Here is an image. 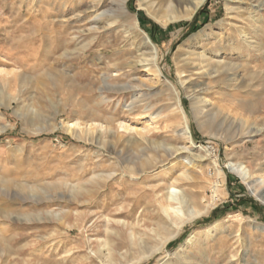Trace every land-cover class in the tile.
<instances>
[{
    "label": "rangeland",
    "instance_id": "rangeland-1",
    "mask_svg": "<svg viewBox=\"0 0 264 264\" xmlns=\"http://www.w3.org/2000/svg\"><path fill=\"white\" fill-rule=\"evenodd\" d=\"M126 3L122 11L118 0H0V68L19 74L16 82L9 76L5 88L15 98L0 96V186L3 180L23 185V201L0 191V211L9 212L0 216V264H264V230L257 227L264 225V202L229 168L219 175L213 165L217 157L223 164L243 163L254 178L264 175V0H253L256 7L206 0L190 19L189 4L176 5L178 18L170 19L172 13L148 14L138 0ZM103 9L106 15L93 19ZM134 19L140 29L130 30ZM199 31L194 46L248 61L240 76L252 89L219 81L193 93L206 100L202 125L184 89L206 81L196 72L182 86L186 121L177 106L179 77L190 73L178 62V49ZM144 33L158 48L160 72L137 63ZM244 34L261 49L252 52ZM75 120L77 131L61 126ZM93 121L103 126L89 128ZM186 123L191 139L183 133ZM130 162L137 165L136 179L124 170ZM110 169L117 173L105 184L86 183ZM25 185H36L39 197L30 198ZM72 185L79 200L91 188L97 196L76 204ZM170 185L186 200L182 222L170 210ZM134 187L141 188L140 197L130 193ZM128 193L137 197L134 203ZM121 205L126 226L99 221ZM75 210L83 226H73ZM24 213L28 219L18 220ZM165 221L179 224L178 234L141 259L142 247L132 250L130 233L137 237L148 226L150 246L158 245Z\"/></svg>",
    "mask_w": 264,
    "mask_h": 264
},
{
    "label": "bare ground",
    "instance_id": "bare-ground-1",
    "mask_svg": "<svg viewBox=\"0 0 264 264\" xmlns=\"http://www.w3.org/2000/svg\"><path fill=\"white\" fill-rule=\"evenodd\" d=\"M126 1L127 0H118L119 7L121 8L122 11L125 10V4H127ZM205 1L206 0H138V6L140 9L146 10V12L152 16H154V14L156 12H163L168 16L169 14H171L173 12V8L176 5L189 4L190 7L188 8V15L186 17L188 19H190L192 17V15L197 11V9ZM230 1L245 2L250 6H255V4H253V0H230ZM227 9L229 12H231L233 10V8L231 6H228ZM98 10H99V8L96 7L95 11L98 12ZM104 15H106V10L103 9V10L99 11V13H95L93 15V19H95L96 21L101 20L102 17H104ZM170 16H171L170 19L178 18V16L174 15L173 13ZM109 17H111V16H109ZM106 20H108V19H106ZM108 21H110V20H108ZM165 25L166 24H163V26H165ZM127 27L130 30L140 29L137 19H134ZM123 29H125V28H123ZM131 32H133V31H131ZM199 36H200V31L190 35L187 39L184 40L183 44L178 49L179 52H181L179 59L177 58L178 62L181 61V63L186 65L187 66L186 68H188V71L190 72L187 75H183V76H186L185 78L183 77V79L181 78V76L179 77L180 78L179 82L181 85L180 89H179L180 95L177 94V106H178L180 112L182 113L185 121L187 118L185 115V109H184L182 102H181V97H183V94H184V91L182 90V86L184 83H190V81H191L190 75L193 72H196V74H198L199 77H202L206 80V81H201L200 83H192L191 85L184 88L187 92H189V95L191 94L189 98L192 100V104H195L194 109H193V113L196 115V118L198 121H200L202 115H204L203 109H205V108L203 107V104L206 102V100L203 97H199L195 94L193 95V93H199L200 91H205L208 88H210V86H212L213 84H215L219 81L223 82V84H225V86L227 88H231L234 90L235 89H242L243 91H246L248 93H252V91H251L252 89L251 90L246 89V86L244 85L245 83L242 80L244 78H242V76H240L241 72H247V70H248L247 62L248 61L246 60V62H245V59H244L243 63H235V62H233L232 59H229V60L224 59V57L221 56V54H220L221 53L220 50L214 51V50H210V48H209V51L208 50L206 51V49H204V48L202 49V47L194 46V45H196V39ZM242 38H243L242 42L248 44V46L252 48L251 49L252 52H256V51H259L261 49V44L259 42L252 41V39L251 40L247 39V36H245V34L243 35ZM142 43H143L144 51L140 53V57H138L137 63H143L144 65H147V66L151 65V67L153 65L157 68V71L160 72V70L158 68L159 53H158L157 46L153 43V41L145 33H144ZM242 59H241V61H242ZM180 66L182 67V65H179V67ZM179 70H181V69H179ZM184 71H186V70L184 69ZM249 73H250V71H249ZM0 74L2 75V80H3L2 82H0V96L1 97L7 96V98H9V99H14L15 97L12 95V93H10L9 91H5V88L10 86L11 81H10L9 76H11V78L16 82L19 74L17 73V71H7L3 68H0ZM256 74H258V72L252 71V74L250 73V75H254V76ZM192 77L194 78V76H192ZM236 84L238 85L237 87H236ZM125 88H127V87H125ZM242 104H243V102H242ZM8 107H10V106H8ZM240 121L243 122L242 119ZM203 123H204V121L201 120L200 124L202 125ZM86 125L89 128L91 125H95L97 127L103 126L102 123L95 122V121L86 123ZM61 126L65 127L67 132L72 133L74 130L77 131V129L80 128V123L77 120L66 121V122L63 121V122H61ZM119 126L125 130L132 129V128H129V126H126V125L120 124V123H119ZM183 133L186 134L189 139H191V130H190L187 123L185 124V126L183 128ZM197 146H199V145H197ZM145 149H146V147H145ZM146 156H149V155H146ZM149 158H146V162H149ZM141 162H142V160H141ZM130 163H132V165L127 164L126 166H124V170L126 172H128L129 177L136 179L137 178V175H136L137 174V172H136L137 171V168H136L137 165L134 166L135 165L134 162H130ZM213 163H214L213 165L215 166L216 171L218 172L219 175H223L224 169L229 168L230 171H233L245 184L250 186L249 187L250 191L252 192V194L254 196H256L259 200H262L264 202V175H260L256 178H254L253 172L246 165H244L241 162L229 161L228 163L223 164L217 160V157H215L213 159ZM149 169H150V166H149ZM116 173H117V171L115 169H110L107 172H101V173H97V174L95 173V175H92L90 178L87 179L86 183H89L91 185L97 184V183L105 184L109 179H113V177L116 175ZM146 173H147L146 171H144V170L142 171L143 175H146ZM19 184H21L20 181H19L18 185H12L11 186L10 183H8V182L6 183L5 180H3L2 184L0 186V191H1V193L3 192L6 194L12 192L14 194V196L18 197L19 199H21V201H23V198L21 197V189L19 188L22 184L20 186H19ZM174 185H175V183H174ZM174 185H170L169 190H167L168 191L167 192V200L170 203H172V204H170V208H171L170 210H172L174 219L176 221L179 220V222H182V221H180L181 217L184 215V212L182 210V205H184L186 200L184 199V196L180 195L179 189L175 188ZM217 186H218L217 182L213 183V185H212L214 190H216ZM11 187H13V189ZM22 187H23V185H22ZM26 187L29 189L30 198L38 196L36 185H30V186L27 185ZM71 189L73 190V194H72L73 200L75 201L76 204H79V205L81 203H85V204L90 203L91 200L94 198L96 192H97V191L92 190L93 188L87 189L85 191L83 190L84 188H82V190H83L82 192L87 191L88 196H87V198L85 196V199H83V200H79L77 198V192L78 191L76 190V189H78V186L72 185ZM97 189H99V188L97 187ZM140 189L141 188L134 187L132 192H130V193L134 194L137 191H139ZM130 193H128L126 200H130L131 203H134L136 198L140 197V196H138L139 194L136 193L137 197H134V195H132V198L129 199ZM136 194H135V196H136ZM79 195H81V193ZM96 196H97V194H96ZM126 202H124V203H126ZM127 203L129 204V201ZM163 209H164L163 211H166L165 208H163ZM123 210H125V207H124V205H121V206H119L113 210L114 215H112V216L110 215V213L100 214L98 217V218H100L99 221L104 222L106 226L108 224H122V225L126 226L127 222L125 220H123V218L119 217L123 213L122 212ZM192 211H193L192 209H189L188 213H192ZM51 212L52 211H47L46 213L51 214V216H52L53 213H51ZM205 212H206V210L203 211L202 213H205ZM126 213H127V211H126ZM199 213H201V212L195 211V214H199ZM38 215H39V213H38ZM54 215L57 216V214H54ZM73 215H74V217L72 219H73V226L74 227L83 226L85 224V218L82 216V213L80 211H78V210L73 211ZM0 216H2L3 218L4 217L7 218L9 216V212L8 211H0ZM19 216L24 217L23 219H28V217H29L28 213L27 214L24 213L22 215L18 214L17 217H19ZM31 216H32V213H31ZM38 217H40V216H38ZM57 217H59V216H57ZM59 218H62V217H59ZM19 219H20V217L18 218V220ZM162 225H163V227H161V228H162V231H164V236L162 237V240L159 242L158 245L156 244L154 246H150L149 239L151 236L150 235L151 230L148 226L144 227L145 232L141 233L142 235H138L137 237L134 236L133 232L130 233V244H131L132 250H134L136 247L137 248L142 247V251L139 254V255H143V257H140L141 259L149 258L155 252L162 251L164 249L165 245L168 243V241H170L173 237H175L179 232V224H177L176 227H172L170 225V222L167 223L165 221V223ZM257 227L258 228L260 227L261 230H264V225H257ZM144 229H143V231H144ZM158 236H159V232H158ZM107 257H108V255H107ZM183 258L188 259L187 257H183ZM189 262H188V264H189ZM163 263H165V262H163Z\"/></svg>",
    "mask_w": 264,
    "mask_h": 264
},
{
    "label": "trees",
    "instance_id": "trees-1",
    "mask_svg": "<svg viewBox=\"0 0 264 264\" xmlns=\"http://www.w3.org/2000/svg\"><path fill=\"white\" fill-rule=\"evenodd\" d=\"M153 26H155V25H153Z\"/></svg>",
    "mask_w": 264,
    "mask_h": 264
}]
</instances>
